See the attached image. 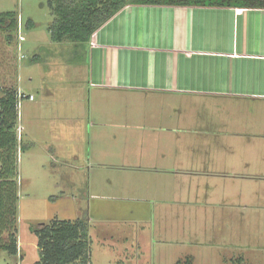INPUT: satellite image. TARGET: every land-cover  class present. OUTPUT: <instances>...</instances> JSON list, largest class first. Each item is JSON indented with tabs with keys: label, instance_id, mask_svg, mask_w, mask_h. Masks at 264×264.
Returning <instances> with one entry per match:
<instances>
[{
	"label": "rangeland",
	"instance_id": "1",
	"mask_svg": "<svg viewBox=\"0 0 264 264\" xmlns=\"http://www.w3.org/2000/svg\"><path fill=\"white\" fill-rule=\"evenodd\" d=\"M50 1L0 0V13L16 12L20 23L10 39L0 31V97L11 89L26 96L18 102L14 128L17 169L11 177L18 197L14 225L18 251L9 255L0 249V264H36L40 256L33 230L55 220L78 219L89 228V264H231L238 260L241 264H264V118L249 114L216 118L207 128H211L210 134L203 132L189 141L198 146L199 138L204 137L211 143L205 149L137 151L126 149L123 137L109 150L79 142L74 149L66 148L70 143L65 142L67 133L63 132L68 127L77 132L89 130V104L87 97L76 102L63 90L70 84H65L61 73L65 67L60 64L70 58L66 45L50 39L48 28L54 18ZM29 20L33 26L26 28ZM55 49L61 53L50 55L53 62H47L49 68L42 61H28L34 55L48 60V50ZM29 95L34 100H29ZM131 108L156 107L134 102ZM83 110L86 116L80 120L69 118ZM233 111L246 112L247 105ZM168 160L196 162L228 177L211 175L179 182L178 188L190 184L203 187V192L210 193L211 204L201 211L190 206L166 209L155 208L148 200L129 199L130 192L151 181H127L116 167L86 166L88 161L116 166L129 161L152 164ZM81 162L85 168L79 166ZM231 192H236L235 202L252 205L226 213L221 208L223 196ZM159 196L165 193L159 192ZM13 220L7 217L0 243L8 241ZM124 252L129 254L124 256ZM190 255L192 260L187 257Z\"/></svg>",
	"mask_w": 264,
	"mask_h": 264
},
{
	"label": "crops",
	"instance_id": "2",
	"mask_svg": "<svg viewBox=\"0 0 264 264\" xmlns=\"http://www.w3.org/2000/svg\"><path fill=\"white\" fill-rule=\"evenodd\" d=\"M62 45L70 58L60 64L65 67L61 72L65 84H70L63 90L76 102L87 97L89 104L88 132L71 126L63 132L70 150L75 142L109 150L122 139L126 149L137 151L205 149L211 144L206 138H199L198 146L189 141L203 132L210 134L207 128L216 118L229 114L264 118V8L126 5L84 46ZM54 51L48 50V60L39 55L33 62L47 66L50 55L61 53ZM134 102L156 108L132 109ZM244 105L248 111H233ZM85 116L83 110L69 118ZM168 161L116 166L88 161L86 166L120 168L130 182L154 181L140 185L138 193L130 192L129 199L148 200L155 208L166 209L190 206L201 211L211 204L203 187L178 188L179 182L228 177L196 162ZM79 166L85 168V163ZM234 198L238 199L236 192L224 194L221 208L226 213L252 205ZM187 257L192 260V255Z\"/></svg>",
	"mask_w": 264,
	"mask_h": 264
},
{
	"label": "trees",
	"instance_id": "3",
	"mask_svg": "<svg viewBox=\"0 0 264 264\" xmlns=\"http://www.w3.org/2000/svg\"><path fill=\"white\" fill-rule=\"evenodd\" d=\"M126 5L264 8V0H52L49 6L54 18L48 28L50 39L58 44L84 46L99 27ZM18 19L16 12L0 13V31L7 33V39L20 29ZM32 26L31 20L25 24L26 28ZM38 56L34 55L28 61L33 62ZM18 102L15 89L0 97V230L6 229L8 216L14 218L8 241L0 243V249L9 255H16L18 251L17 228L14 229L18 197L15 182L11 180L17 169L18 138L14 128ZM33 233L40 256L36 264H89L90 236L85 221L55 220L48 225L41 224ZM186 262L190 263V260Z\"/></svg>",
	"mask_w": 264,
	"mask_h": 264
},
{
	"label": "built area",
	"instance_id": "4",
	"mask_svg": "<svg viewBox=\"0 0 264 264\" xmlns=\"http://www.w3.org/2000/svg\"><path fill=\"white\" fill-rule=\"evenodd\" d=\"M20 27V26H19ZM26 96H24V94H19V92H18V100L20 99V98H25ZM28 97V99L29 100H33V96H31V95H29V96H27Z\"/></svg>",
	"mask_w": 264,
	"mask_h": 264
}]
</instances>
